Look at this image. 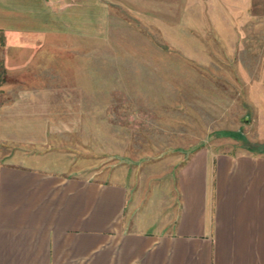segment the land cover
I'll use <instances>...</instances> for the list:
<instances>
[{"label": "rangeland", "instance_id": "obj_1", "mask_svg": "<svg viewBox=\"0 0 264 264\" xmlns=\"http://www.w3.org/2000/svg\"><path fill=\"white\" fill-rule=\"evenodd\" d=\"M37 1L31 84L80 85L66 93L75 100L51 93L57 132L35 147L38 167L145 172V217L156 220L159 182L194 147L264 152V108L254 106L264 99V0L246 11L239 0ZM24 76L0 67L6 87Z\"/></svg>", "mask_w": 264, "mask_h": 264}, {"label": "crops", "instance_id": "obj_2", "mask_svg": "<svg viewBox=\"0 0 264 264\" xmlns=\"http://www.w3.org/2000/svg\"><path fill=\"white\" fill-rule=\"evenodd\" d=\"M37 2L0 0V67L26 79L0 84V264H264V152L194 147L159 182L156 220L145 217V172L37 166L35 147L57 132L52 94L75 100L66 93L80 90L67 78L31 84Z\"/></svg>", "mask_w": 264, "mask_h": 264}]
</instances>
